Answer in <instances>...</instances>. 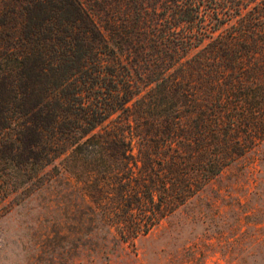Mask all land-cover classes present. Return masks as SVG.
Segmentation results:
<instances>
[{"label": "trees", "instance_id": "obj_1", "mask_svg": "<svg viewBox=\"0 0 264 264\" xmlns=\"http://www.w3.org/2000/svg\"><path fill=\"white\" fill-rule=\"evenodd\" d=\"M262 142L264 0H0V205L133 244Z\"/></svg>", "mask_w": 264, "mask_h": 264}, {"label": "rangeland", "instance_id": "obj_2", "mask_svg": "<svg viewBox=\"0 0 264 264\" xmlns=\"http://www.w3.org/2000/svg\"><path fill=\"white\" fill-rule=\"evenodd\" d=\"M63 187L52 180L0 205V264H264V142L133 244L79 227L84 202L61 198Z\"/></svg>", "mask_w": 264, "mask_h": 264}]
</instances>
